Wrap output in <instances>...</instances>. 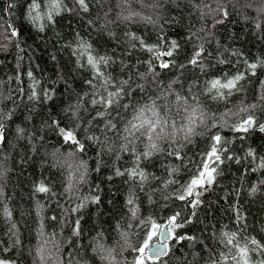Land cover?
I'll list each match as a JSON object with an SVG mask.
<instances>
[{
	"label": "trees",
	"instance_id": "obj_1",
	"mask_svg": "<svg viewBox=\"0 0 264 264\" xmlns=\"http://www.w3.org/2000/svg\"><path fill=\"white\" fill-rule=\"evenodd\" d=\"M52 2L36 0L39 8L32 14L38 11L42 19L33 23L28 18L32 0H0V258L12 264H133L135 249L149 230L144 222L151 218L164 224L175 213H180L177 222L184 226L175 229L168 254L144 264H235L236 249L223 242L225 233H237L241 245L251 239L264 244V168L259 167L264 131L256 127L264 122V67L259 64L264 61V0H91L87 12L76 0H61L62 9L71 11L62 10L48 22L44 12ZM9 4L14 7L9 9ZM14 29L17 36L12 35ZM81 40L91 44L94 56L111 58L101 65L112 78L108 91L120 81L129 82L107 117L96 115L103 105L90 103L99 95L87 81L97 87L102 81L93 75L87 54L80 58ZM172 41L179 47L166 59L174 66L161 68L145 46L167 50ZM201 45L203 68L189 64ZM251 63H257L254 73L247 68ZM28 72L39 81V99L28 98L34 83ZM237 73L244 74L237 85L241 90L231 95L223 90L224 99H212L208 82H223ZM44 91L52 98L46 99ZM99 93L106 95L103 89ZM153 101L157 112L174 121L177 129L188 123L198 101V134L189 142L177 131L174 142L161 143L164 151L142 157L139 167L148 179L141 183L125 171L136 166L135 154L120 152L119 147L127 122ZM254 104L256 108L249 107ZM200 110L206 125L199 121ZM249 115L253 129L235 130L233 126ZM145 116L151 117V112ZM108 120L116 130L105 128ZM54 121L59 126L78 125L85 150L65 143ZM216 134L226 147L219 175L202 190L201 202L193 208L192 197L181 201L177 196ZM135 147L142 152L144 143L137 140ZM176 149L180 158L169 155ZM250 149L254 156L247 155ZM117 169L125 175L117 176ZM41 182L49 192L36 191ZM93 196H99V202H92ZM129 198L134 205L128 204ZM81 203L85 206L73 212ZM133 207L138 209L135 217ZM184 234L195 239H175ZM249 256L250 264L264 259L259 251Z\"/></svg>",
	"mask_w": 264,
	"mask_h": 264
},
{
	"label": "snow or ice",
	"instance_id": "obj_2",
	"mask_svg": "<svg viewBox=\"0 0 264 264\" xmlns=\"http://www.w3.org/2000/svg\"><path fill=\"white\" fill-rule=\"evenodd\" d=\"M91 0H76L77 5L81 10L87 12L89 10V3ZM13 4H9L8 8H13ZM39 8V4L36 3V0H32V3L29 5L28 9V18L31 22L36 23L37 21L41 20L42 17L40 13L37 11L35 15H33V11ZM71 11V9L61 7V0H53L50 5V11L47 12L46 18L48 21H53V16L58 15L61 11ZM227 16V12L224 13ZM39 28L41 31L44 30V24H39ZM13 36H17L18 33L13 30ZM135 39H139L135 37ZM141 45H143V41H141ZM147 47V51L154 52L156 59L160 61V67L167 69L171 66H174V61H169L167 59H162V57H172L174 51L179 47L176 41H172L170 46L167 50L161 51L159 46H145ZM78 51L80 52V58H84L86 55V61L88 66L93 70V75L100 81H102L99 86L95 85L92 80L87 81L90 87L96 90L95 94L99 95V98H92L90 103L93 105H103V111H97L96 115L99 117H107L110 115V109L114 104H118L121 96H123L124 88L128 85V81H120L116 86L114 91H108L110 87H113L112 78L110 76H106L103 71H101V65H108L110 63L111 58L106 56H94L92 54V46L91 44L87 43L86 41L81 40L78 45ZM204 53L203 45L200 46V49L195 51L192 58L189 60V64L191 65H199L203 68V65L200 64L201 57ZM225 61L221 60L220 63H224ZM259 64L264 67V61H259ZM247 68L250 72L254 73L257 68V63H251L247 65ZM27 75L33 79L34 83L32 86L31 95L28 97L30 100L39 99L38 93L35 91L36 87L39 85V81L35 80L33 74L28 72ZM244 79L243 73H237L231 78H225L222 82L221 79H212L208 82V86L206 91L212 94V99H224V91L228 90V95L232 94V90L240 91L241 88L238 87V83ZM99 89H103L104 93H99ZM87 95V93H85ZM43 96L46 99L52 98V93L49 91H44ZM264 99V96L261 97ZM194 99H196L194 97ZM187 104V101H184ZM80 104L78 103L75 105L76 111H73V116H76L77 111L80 108ZM127 107V105H125ZM251 108H256L257 105H250ZM199 110V104L197 101V105L191 107V114L187 117L188 123L182 125L180 129L176 128L175 122L169 121L168 118L161 116L157 110L155 101L152 102V105L149 107L145 105L144 107L140 108L138 113L133 116L131 121L127 122V125L124 127L123 131L125 135L122 137L124 143H122L119 147L120 152H129L135 154L136 166L132 169H126L125 171L128 175L132 178H139L141 183L145 182L148 179L147 174L139 167L140 160L143 157L144 159H148L154 155V153H159L164 151L161 147V143L163 141H175V133L180 131L183 133V138L190 142V138L192 135H196V116L197 111ZM146 111L151 112V117H146ZM185 112H188V107H185ZM241 111H247V109H241ZM199 121L201 124H207L205 114L202 110H200ZM54 123H57L54 121ZM254 120L251 115L247 117L241 124L233 126L237 131H248V129L252 128L254 125ZM57 127L59 130L60 135L62 136L65 143L72 145L76 148L77 151L83 152L85 150V144L78 138L77 127L73 126H59L57 123ZM212 127H215V124H212ZM260 130L264 131V125H260ZM105 128L110 130H116L117 125L112 123L111 120L105 125ZM171 128L172 131L168 132L166 129ZM202 135V133H199ZM3 137V124L0 123V139ZM89 140L97 142L98 138L95 136H89ZM141 140L144 143V150L142 152L136 151V141ZM211 144L209 149L206 153H204L202 161L200 165L197 166L196 171L191 176L189 182L183 188V192L177 196V198L181 201L186 200L189 197L192 199L189 201L192 207L195 208L199 205L200 196L202 195V190L206 191L207 186L211 185L216 175H219L217 172V168L219 167V163H222V154L224 152V147L222 146V137L219 134L210 136ZM226 143V142H225ZM112 149L109 148V151ZM169 155H174L177 158H180V152L178 149L173 150L169 153ZM248 156H254V152L250 149ZM119 159V156L117 157ZM231 159V157H229ZM259 167L264 168V158H261V163ZM176 169H173L175 171ZM117 176H124L125 172L120 171L119 169L116 170L115 173ZM83 179V176H81ZM174 181H168V183H173ZM37 192L47 193L50 189L45 186L43 182H41L37 188ZM92 202H99V196L91 197ZM135 201L132 198L128 199L129 205H134ZM84 203L78 204L76 208H73V212L79 211L80 208L84 207ZM138 209L133 207L131 209L132 216H136ZM5 214L11 217V212L5 209ZM180 216V213H175L168 219V226L162 230L159 224H156L154 221L149 218L144 223L149 225V230L143 240L142 246L135 249L138 254H140V259L133 261V264H144V261L157 259L161 256H164L168 252V240L173 238V230L176 228H181L184 226V222L178 223L177 219ZM242 218L238 216V219ZM51 219L55 220L56 217H51ZM190 223L191 221H185ZM15 228V224L12 225V229ZM75 235L79 234V220L75 222V227L73 229ZM224 243L232 245L233 248L236 249L235 254L232 256V259L235 260V264H250V256L249 252H262L264 253V244H260L257 240L251 239L247 240L243 245L240 244L239 240L237 239V233L233 232L231 234L225 233ZM153 237H156V243L150 244V241L153 240ZM126 239V237H125ZM175 239L177 241L183 239H195L194 237H185V236H176ZM18 243V241H17ZM254 246V247H251ZM3 251H9V249L5 248ZM95 251V249H94ZM146 253V255H144ZM106 259V257H103ZM41 259H44L41 256ZM0 264H12L11 261L5 260L0 258ZM256 264H264V259L259 260Z\"/></svg>",
	"mask_w": 264,
	"mask_h": 264
},
{
	"label": "rangeland",
	"instance_id": "obj_3",
	"mask_svg": "<svg viewBox=\"0 0 264 264\" xmlns=\"http://www.w3.org/2000/svg\"><path fill=\"white\" fill-rule=\"evenodd\" d=\"M45 10H46V11L44 12V18L47 20L45 14H46L47 12H49V11H48V8H47V7H46ZM45 22H46V21H44V20L42 21V23H44V25H45ZM48 22H49V21H48ZM14 30L17 32L16 29H14ZM159 225L162 226L163 224H159ZM175 234H176V233H175V229H174V230H173V236H174ZM154 241H156V237H153V240L150 241V244H152ZM144 255H146V253H145ZM139 259H140V254L137 255V260H139Z\"/></svg>",
	"mask_w": 264,
	"mask_h": 264
},
{
	"label": "water",
	"instance_id": "obj_4",
	"mask_svg": "<svg viewBox=\"0 0 264 264\" xmlns=\"http://www.w3.org/2000/svg\"><path fill=\"white\" fill-rule=\"evenodd\" d=\"M161 51H164V50H161ZM162 59H165V57H162ZM242 123V122H241ZM240 123V124H241ZM262 125H264V123L262 124ZM61 127H63L64 125H60ZM253 128V127H252ZM252 128H250V129H248V131H250ZM1 140L2 139H0V142H1ZM168 226V222L167 223H165V224H163V226L161 227L162 228V230L164 229V228H166ZM170 240V239H169ZM169 240H168V242H169ZM156 243V241L155 242H153L152 244H155ZM168 251H169V248H168ZM167 254H168V252H167ZM166 254V255H167ZM166 255H164V256H166ZM162 257V256H161Z\"/></svg>",
	"mask_w": 264,
	"mask_h": 264
},
{
	"label": "bare ground",
	"instance_id": "obj_5",
	"mask_svg": "<svg viewBox=\"0 0 264 264\" xmlns=\"http://www.w3.org/2000/svg\"><path fill=\"white\" fill-rule=\"evenodd\" d=\"M160 50H165V49H160ZM165 59H166V57H165ZM158 62H159V64H160V61H159V60H158ZM240 123H241V122H240ZM240 123H239V124H240ZM263 123H264V122H263ZM263 123H262V124H263ZM262 124H260V125H262ZM260 125H257L256 127L260 129V127H259ZM252 129H253V128H252ZM252 129H251V130H252ZM246 132H249V131H246ZM225 148H226V147H225ZM225 148H224V149H225ZM191 219H192V218H191ZM167 222H168V221H167ZM167 222H166V223H167ZM164 224H165V223H164ZM162 226H163V225H162ZM162 226H161V227H162ZM183 236L186 237L187 234H184ZM170 240H171V239H170ZM170 240H169V241H170ZM154 242H155V241H154ZM168 248H169V242H168ZM168 252H169V251H168ZM162 257H164V256H162ZM159 258H161V257H159ZM157 259H158V258H157Z\"/></svg>",
	"mask_w": 264,
	"mask_h": 264
},
{
	"label": "flooded vegetation",
	"instance_id": "obj_6",
	"mask_svg": "<svg viewBox=\"0 0 264 264\" xmlns=\"http://www.w3.org/2000/svg\"><path fill=\"white\" fill-rule=\"evenodd\" d=\"M17 30V29H16ZM18 32V30H17ZM17 43H18V46L20 47V50H21V54H22V43L20 41L17 40Z\"/></svg>",
	"mask_w": 264,
	"mask_h": 264
}]
</instances>
